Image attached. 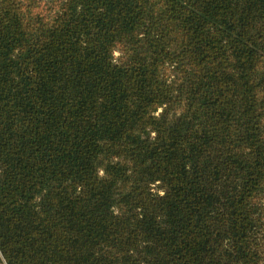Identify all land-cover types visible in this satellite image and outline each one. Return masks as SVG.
<instances>
[{
    "label": "trees",
    "instance_id": "1",
    "mask_svg": "<svg viewBox=\"0 0 264 264\" xmlns=\"http://www.w3.org/2000/svg\"><path fill=\"white\" fill-rule=\"evenodd\" d=\"M0 264H264V0H0Z\"/></svg>",
    "mask_w": 264,
    "mask_h": 264
},
{
    "label": "rangeland",
    "instance_id": "2",
    "mask_svg": "<svg viewBox=\"0 0 264 264\" xmlns=\"http://www.w3.org/2000/svg\"><path fill=\"white\" fill-rule=\"evenodd\" d=\"M115 56H116V57H119V56H120V53H119V52H117ZM119 185H120V184H119Z\"/></svg>",
    "mask_w": 264,
    "mask_h": 264
}]
</instances>
